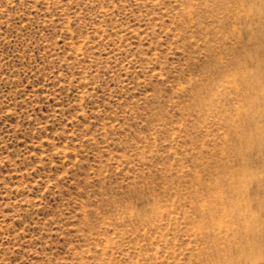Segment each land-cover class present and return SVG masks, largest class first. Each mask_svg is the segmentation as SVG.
<instances>
[{"label": "rangeland", "instance_id": "1", "mask_svg": "<svg viewBox=\"0 0 264 264\" xmlns=\"http://www.w3.org/2000/svg\"><path fill=\"white\" fill-rule=\"evenodd\" d=\"M0 264H264V0H0Z\"/></svg>", "mask_w": 264, "mask_h": 264}, {"label": "bare ground", "instance_id": "2", "mask_svg": "<svg viewBox=\"0 0 264 264\" xmlns=\"http://www.w3.org/2000/svg\"><path fill=\"white\" fill-rule=\"evenodd\" d=\"M244 76H245V77H248V78H249V77H252V76H253L254 78H255V77H256V78H257V77H260V76L258 75V73H255V72H252V71H248Z\"/></svg>", "mask_w": 264, "mask_h": 264}]
</instances>
